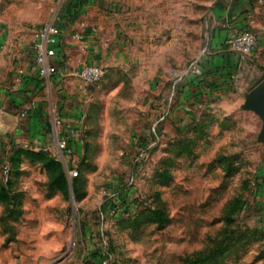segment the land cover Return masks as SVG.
<instances>
[{"label": "rangeland", "instance_id": "374dc122", "mask_svg": "<svg viewBox=\"0 0 264 264\" xmlns=\"http://www.w3.org/2000/svg\"><path fill=\"white\" fill-rule=\"evenodd\" d=\"M216 2L170 0L147 45L122 34L128 62L63 125L77 178L53 147L0 140V264H264L262 120L243 108L261 78L249 55L233 90L204 82Z\"/></svg>", "mask_w": 264, "mask_h": 264}, {"label": "crops", "instance_id": "0c3cea01", "mask_svg": "<svg viewBox=\"0 0 264 264\" xmlns=\"http://www.w3.org/2000/svg\"><path fill=\"white\" fill-rule=\"evenodd\" d=\"M4 1L7 8L0 16V140L10 144L49 142L47 132L58 114L51 113L55 104L64 123L79 124L77 119L94 85L86 86L75 72L84 65H99L107 75L109 68L128 62L123 35L134 34L135 40L147 45L159 31H170V0ZM211 20L215 57L208 61L204 82L216 90H233L245 62V56L233 50L231 36L243 31L257 34L251 56L261 79L245 95L264 80V7L257 0H217ZM46 23H55L62 34L54 72L43 78L36 68L33 35ZM81 23L87 26L83 28ZM74 34H82L83 40L73 39ZM28 107L26 118L20 121L18 112Z\"/></svg>", "mask_w": 264, "mask_h": 264}, {"label": "built area", "instance_id": "2783aa9c", "mask_svg": "<svg viewBox=\"0 0 264 264\" xmlns=\"http://www.w3.org/2000/svg\"><path fill=\"white\" fill-rule=\"evenodd\" d=\"M259 3L264 4V0H259ZM80 26L85 28L87 25L85 23H81ZM61 34V29L55 23H46L34 31L33 50L35 52L36 68L40 77H49L54 72V60L57 56V46L59 44ZM73 39L82 41L83 36L82 34H74ZM230 41L235 52L243 56H249L256 47L258 38L257 34L253 31H243L233 34ZM105 75L106 69L99 65H84L75 72V76L78 77L86 86L100 83L104 79ZM28 109H30V107L18 112L17 117L20 121L26 118ZM1 113L2 108L0 107V114ZM63 125H65V123L61 116L59 114L54 115L53 144L50 145L36 142L27 143L26 146H32L40 152H49L53 147L55 149L57 159L64 163L70 178L74 179L79 176V172L73 169L67 161V159L74 153V150L70 146L68 137L65 135ZM0 180L4 185L9 184L11 181V168L8 163H5L2 166Z\"/></svg>", "mask_w": 264, "mask_h": 264}, {"label": "water", "instance_id": "95a60500", "mask_svg": "<svg viewBox=\"0 0 264 264\" xmlns=\"http://www.w3.org/2000/svg\"><path fill=\"white\" fill-rule=\"evenodd\" d=\"M245 110L254 111L262 120L261 139L264 142V80L245 94Z\"/></svg>", "mask_w": 264, "mask_h": 264}]
</instances>
